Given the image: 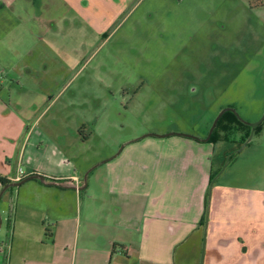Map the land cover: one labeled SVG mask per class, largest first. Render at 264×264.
Listing matches in <instances>:
<instances>
[{
	"label": "rangeland",
	"instance_id": "374dc122",
	"mask_svg": "<svg viewBox=\"0 0 264 264\" xmlns=\"http://www.w3.org/2000/svg\"><path fill=\"white\" fill-rule=\"evenodd\" d=\"M9 15L0 14L1 49L12 41ZM124 16L99 39H85L83 22L80 31L67 28L65 56L38 59L34 72L0 73L2 88L38 106L29 124L44 141L73 136L76 125L68 158L84 174L150 133L206 137L225 106L248 122L264 114V0H138ZM209 96L215 101L191 99ZM249 130L221 120L213 131L217 178L196 264H264V123L228 160Z\"/></svg>",
	"mask_w": 264,
	"mask_h": 264
},
{
	"label": "crops",
	"instance_id": "0c3cea01",
	"mask_svg": "<svg viewBox=\"0 0 264 264\" xmlns=\"http://www.w3.org/2000/svg\"><path fill=\"white\" fill-rule=\"evenodd\" d=\"M137 3L0 0V14H10L12 39L0 46V73L4 69L22 77L34 72L31 64L38 59L65 56L67 28L71 34L84 23L86 40L92 34L103 37ZM25 59L30 63L18 64ZM35 106L31 109L16 99L14 88L0 84V177L16 182L38 173L78 184L72 176L83 180L84 173L67 149L68 142L79 140L76 125L73 136L61 131L44 141L33 130L36 121L29 124ZM214 145L176 133L142 136L100 162L103 171L95 165L82 190L84 181L63 187L39 179L8 187L0 198V264H196L216 171ZM3 187L0 181V192Z\"/></svg>",
	"mask_w": 264,
	"mask_h": 264
},
{
	"label": "water",
	"instance_id": "95a60500",
	"mask_svg": "<svg viewBox=\"0 0 264 264\" xmlns=\"http://www.w3.org/2000/svg\"><path fill=\"white\" fill-rule=\"evenodd\" d=\"M228 110H233L236 112V114H238L239 118L242 120V122L244 123H247V124H250L252 126V130H251V133L249 135V138L247 139V141L244 143L243 146H241L239 148L238 151L242 150L244 148V146H246L248 144V142L251 141L252 137H253V130H255V127L259 124L262 123V121L264 120V114L263 116L261 117V119L257 120V121H253V122H248V121H245L240 115H239V112L237 111L236 108L234 107H225L221 113H219L217 115V117L215 118L214 120V123H213V126L212 128L209 130V133L208 135L205 137V138H199V137H196V136H193L192 134H188V133H177V132H169L167 134H154V133H150V134H147L145 136H148V135H156V136H161V137H166V136H169V135H172V134H177V135H183V136H192L193 138H196V139H200V140H208L210 139L211 135H212V132L213 130L216 128L217 126V123L222 115V113H224L225 111H228ZM106 159H104L102 162H104ZM100 163H98L96 166H98ZM95 165L90 168L86 174H84V177H83V180H81V182L84 181V185H82L81 187H78V184H74V182L71 180V181H62V180H57V179H49L47 178L45 175L43 174H38V173H34V174H28V175H25L24 177H22L19 181H16V182H13L11 181L10 183H8L7 185H5L1 192H0V198L2 197V195L4 194L5 190L8 188V187H15V186H20L22 183L26 182V181H30V180H33V179H39L40 181L42 182H45V184H59V185H62L63 187H78L79 189H84L86 186H87V180H88V174L90 173V171L96 167ZM215 178L212 180L211 184H210V192H211V188H212V184L214 182ZM208 205H209V200H208Z\"/></svg>",
	"mask_w": 264,
	"mask_h": 264
},
{
	"label": "flooded vegetation",
	"instance_id": "af4514ba",
	"mask_svg": "<svg viewBox=\"0 0 264 264\" xmlns=\"http://www.w3.org/2000/svg\"><path fill=\"white\" fill-rule=\"evenodd\" d=\"M158 97H162V98H168V96H162V95H157ZM151 97H155V96H151ZM176 98H180V97H178V96H175ZM180 99H182V98H180ZM191 99H194V100H210V101H215V98H211L210 96L209 97H203V98H194V97H191ZM225 107H227V106H225ZM225 107H223L222 109H221V111L225 108ZM228 107H234V108H236L237 109V107L236 106H228ZM227 107V108H228ZM221 111L219 112V113H221ZM218 113V114H219ZM230 113V115H228ZM217 114V115H218ZM227 117L228 116V121L229 122H235V120L236 119H238L239 121H241L242 122V120L239 118V116H238V114H236V112L235 111H233V110H228V111H225L224 113H222V115H221V117H220V119L219 120H221L222 118H224V117ZM262 116H263V114H262ZM261 116V117H262ZM217 117V116H216ZM261 119V118H260ZM259 119V120H260ZM257 121V120H256ZM219 122V121H218ZM214 123V122H213ZM243 124H245V125H247V126H249L250 127V130H249V135H250V133H251V130H252V126L250 125V124H247V123H244V122H242ZM263 123H264V120L262 121V123L259 125H257L256 127H255V130H253V135H254V133L256 132V130H259L261 127H262V125H263ZM217 125H218V123H217ZM217 127V126H216ZM216 129V128H215ZM214 131V130H213ZM212 134H213V132H212ZM249 135L247 136V138H246V140L244 141V143L247 141V139L249 138ZM212 136V135H211ZM202 138H205V137H202ZM211 138V137H210ZM253 138V137H252ZM209 140V139H208ZM208 140H205V141H208ZM252 140V139H251ZM214 143V142H213ZM244 143H242L241 144V146H243L244 145ZM250 142H248V144H249ZM247 144V145H248ZM246 145V146H247ZM240 146V147H241ZM239 147V148H240ZM245 147V146H244ZM239 148L234 152H232V153H235V155L237 154V153H239L240 151H242V150H240V151H238L239 150ZM231 153V154H232ZM231 154H229V156H228V160L229 161H231L232 159H230V157H231ZM234 155V156H235ZM215 179L217 178V176L215 175V177H214ZM214 178H212V180L214 179ZM212 180H211V182H212Z\"/></svg>",
	"mask_w": 264,
	"mask_h": 264
},
{
	"label": "trees",
	"instance_id": "16d2710c",
	"mask_svg": "<svg viewBox=\"0 0 264 264\" xmlns=\"http://www.w3.org/2000/svg\"><path fill=\"white\" fill-rule=\"evenodd\" d=\"M228 115H230V113H229ZM221 120L228 121L229 119H227V117L225 116V117L222 118ZM221 120H219L217 126H219V123H220ZM236 121H239V120L236 119L235 122H236ZM228 122H229V121H228ZM243 125H245V124H243ZM215 140H216V139H215V135L212 134L211 138H210L208 141L212 143V142H215ZM234 155H235V153H232L230 159H232V158L234 157ZM215 175H216V174H213V175H212V178H214ZM212 178H211V180H212ZM211 180H210V181H211ZM0 181L2 182V184H3L4 186L11 182L10 180H8V179L5 178V177H0Z\"/></svg>",
	"mask_w": 264,
	"mask_h": 264
},
{
	"label": "built area",
	"instance_id": "2783aa9c",
	"mask_svg": "<svg viewBox=\"0 0 264 264\" xmlns=\"http://www.w3.org/2000/svg\"><path fill=\"white\" fill-rule=\"evenodd\" d=\"M77 170H78L77 167H74V171L76 172ZM72 177H73L72 179H73V180H76V182H77L78 184L80 183L81 180H80V178L78 177V175H73ZM20 179H21V177H18L17 180L19 181Z\"/></svg>",
	"mask_w": 264,
	"mask_h": 264
}]
</instances>
